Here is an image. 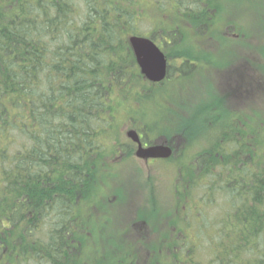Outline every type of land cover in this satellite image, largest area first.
Here are the masks:
<instances>
[{
  "label": "trees",
  "instance_id": "obj_1",
  "mask_svg": "<svg viewBox=\"0 0 264 264\" xmlns=\"http://www.w3.org/2000/svg\"><path fill=\"white\" fill-rule=\"evenodd\" d=\"M238 1L0 0V264H264V63L244 54L261 50V37L225 20ZM155 12L166 22L151 21ZM132 35L166 52L163 83L141 74ZM229 40L247 47L223 74L214 56ZM203 65L220 82L206 92L193 81L197 98L187 91L190 103L168 110L171 125L150 124L155 94L169 99L165 87L192 82ZM196 126L211 136L194 139ZM130 129L172 147L145 173L150 184L164 176V222L145 216L158 205L146 177L137 214L102 240L97 193L118 167L140 163Z\"/></svg>",
  "mask_w": 264,
  "mask_h": 264
},
{
  "label": "rangeland",
  "instance_id": "obj_2",
  "mask_svg": "<svg viewBox=\"0 0 264 264\" xmlns=\"http://www.w3.org/2000/svg\"><path fill=\"white\" fill-rule=\"evenodd\" d=\"M237 3L238 4L234 5V7L230 8L228 6L225 14L226 15L225 20H227L228 18L232 19L234 21L231 22L233 26L237 25L239 28L241 27L243 34L240 33L241 35L240 34L239 35L241 37L244 36L245 39H250L252 37H256V38L264 37V0H242V1H238ZM165 15H172V11L166 10ZM160 16H161V12H155L151 14L148 18L151 21L158 22V24H160L161 22L162 23L166 22L164 19H160ZM149 27H150L149 24L146 23L145 24L146 31H149L148 30ZM222 28H224V26H222ZM227 31L228 32L230 31L231 34H235L234 29H228ZM261 38L253 42L254 46H258L259 44H261L262 45L261 50L257 51L256 48L254 47V51H253V47L249 45V49L244 50V54L249 57H251V55L256 56L258 62L264 63V55H263L264 39ZM217 39L220 40V36H218ZM230 43H239V40L236 41L229 40L227 44L222 43L223 46H220L217 50V52L220 54L214 56L217 62V66L221 68L217 70L221 71L223 74L228 72L232 64H234V62L238 60L240 56L238 51H242L244 48L247 47L245 45L246 42H244V44L239 47L236 46L238 44H230ZM236 47L238 48L236 49ZM226 55H231V60L229 62L223 60V58ZM201 73L208 75L203 76ZM201 73L198 71L197 75L195 74L196 77L192 76L191 77L192 82H188V80H185V82H182L181 84L179 82V83L170 84L169 86L165 87L164 91L170 92L169 99L162 94L163 92L156 93L155 99H157V103L149 105L150 124H158L160 122L164 125H171V124H167L166 121L170 119H174L175 117L168 110L171 107L173 108L185 107L191 101V96L187 93V91L193 94L192 91L196 89H201L199 85L196 84L193 85V81L197 80L199 84L202 85L205 84L203 89L206 92L209 91L208 90L209 86H211V85L208 86L206 83H208L212 78L216 83L220 82V80L217 78L219 74L216 72H211V73L206 72L204 65L201 67ZM235 73L236 72L232 73V75ZM139 95L142 96L143 93H139ZM203 96L204 94L200 96V101H202ZM196 98L197 97H195V99ZM147 104L149 103L147 102ZM179 111H182V109ZM194 129L196 130V136L194 138L196 140L197 139L200 140L203 136L204 138H206L207 136H211V132L209 129L202 130L200 126H196ZM201 130L203 134L202 137L200 136ZM132 162H128L118 167L114 173L116 179L115 182L111 184L109 188L100 190L97 193V196L94 200V204L98 205V207L102 209L101 210L102 214L101 216L97 217L96 219L97 222L94 225V234L96 238H102V240H105L107 238L104 229H107L109 232H118V219L120 218L121 222L125 224L127 220L133 219L138 212L140 205L138 204L139 198L137 195H142L145 192L144 179L147 177L145 173L149 174V172L147 168L145 169L143 167L146 165H144L143 162L140 161L141 163L140 166L143 168L144 175L140 176L138 174H135L136 168L139 167V163H136L134 161ZM152 177H153V182H151V184L149 183L150 181L149 177H147L146 179V183H145L146 193L149 198L150 192H152L156 198L158 205L153 206L150 205V203H148L147 209L155 212L157 215L150 216L146 214L145 216L149 219L156 221L154 223L160 226L164 222V219L162 223L159 222L161 220L160 212L161 210L167 208L165 204L168 203V201L165 199L168 193L166 192L165 186L162 185V183H164V176L158 174L157 176H152ZM126 230H127V226H125L122 229V231L119 229L120 233H123ZM137 231L142 233V228H138L136 232Z\"/></svg>",
  "mask_w": 264,
  "mask_h": 264
},
{
  "label": "water",
  "instance_id": "obj_3",
  "mask_svg": "<svg viewBox=\"0 0 264 264\" xmlns=\"http://www.w3.org/2000/svg\"><path fill=\"white\" fill-rule=\"evenodd\" d=\"M129 43L133 49L138 66L142 75L153 83H160L167 77L168 61L166 55L150 38L131 36ZM127 137L138 144L136 156L140 159H168L172 155V150L163 145L143 148L139 134L132 130L127 133Z\"/></svg>",
  "mask_w": 264,
  "mask_h": 264
},
{
  "label": "flooded vegetation",
  "instance_id": "obj_4",
  "mask_svg": "<svg viewBox=\"0 0 264 264\" xmlns=\"http://www.w3.org/2000/svg\"><path fill=\"white\" fill-rule=\"evenodd\" d=\"M259 63H262V62H259ZM252 72H254L255 74H258V72H257V70L255 68H253ZM240 74L246 76L244 72L243 73H240ZM257 96H258V100H260V94L259 93L257 94ZM263 107H261V110L263 109ZM141 144H142L143 147H149V146H154V145H158V144H166V143H163V142H155V143L151 144L150 142L146 141L141 136ZM132 145H133L134 152H136V149L138 148V145H136L134 143H132ZM141 161H143V164L146 165V166H144L145 169L147 168L148 172L151 173V174H153V173L156 172V167H157L156 165L159 162H161V160H159V159H149V160H141ZM260 162H261V164L258 163L259 164V168L262 167V161L260 160Z\"/></svg>",
  "mask_w": 264,
  "mask_h": 264
}]
</instances>
